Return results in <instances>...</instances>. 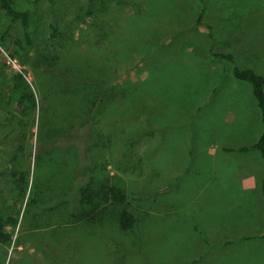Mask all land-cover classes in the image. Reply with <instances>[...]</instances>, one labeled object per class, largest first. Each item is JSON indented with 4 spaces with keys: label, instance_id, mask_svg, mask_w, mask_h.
Instances as JSON below:
<instances>
[{
    "label": "rangeland",
    "instance_id": "rangeland-1",
    "mask_svg": "<svg viewBox=\"0 0 264 264\" xmlns=\"http://www.w3.org/2000/svg\"><path fill=\"white\" fill-rule=\"evenodd\" d=\"M13 7L29 11L31 43H24L20 23H11L0 10V189L5 191L7 185L5 166L12 164L7 152L11 147L4 141L14 138L4 132L14 125L23 134L15 143L22 147L18 155L28 173V191L17 200L18 223L11 245L0 248V264H76L80 258L84 264H115L124 252L127 264H264L263 241L218 237L208 230L254 211L246 201L252 193L215 184L217 159L224 155L213 146H248L262 132L257 105L258 113H250L249 102L255 100L249 86L232 79V65L209 53H229L237 67L261 59L264 0H14ZM82 14L86 17L80 18ZM50 22L61 34L57 45L47 38ZM191 59L195 69L182 68ZM64 62L63 69L79 87L81 80L127 85L136 103L141 93L153 90L144 85L145 78L155 76L160 85L163 82L159 91L171 94L170 102L149 111L144 123L139 115L101 120L83 165L72 148L38 155L36 141L54 131L49 122L47 128L38 122L47 102L43 93L53 87L46 67ZM10 72L23 75L35 101L21 118L6 98ZM213 81L217 92L208 93ZM234 99L243 104V111L230 119L226 108ZM53 109L49 105L45 112L50 115ZM8 115L15 119L4 125ZM219 132L229 143L211 139ZM241 162L237 167L248 170ZM77 166L81 171L75 202L85 212L80 219L66 201ZM233 168L230 172L237 175ZM111 187L123 203L99 200L90 213L88 203ZM124 204L144 228L130 233L118 229L116 217ZM221 217H226L224 222ZM110 243L120 249L110 252ZM77 247L87 249L80 254Z\"/></svg>",
    "mask_w": 264,
    "mask_h": 264
},
{
    "label": "trees",
    "instance_id": "trees-1",
    "mask_svg": "<svg viewBox=\"0 0 264 264\" xmlns=\"http://www.w3.org/2000/svg\"><path fill=\"white\" fill-rule=\"evenodd\" d=\"M13 1L14 0H0V10L3 15L8 17L11 23H20L24 43L30 44L31 40L28 34L30 24L29 11H16L13 7ZM86 15L82 14L79 16L80 18H85ZM197 22H199V20ZM5 35H7V32H5ZM47 38L55 45H57L61 39L58 28L52 22L47 25ZM3 39L4 37H2V41ZM12 41L14 45L22 49V43L19 40L13 38ZM209 56L232 65L230 70L232 79L245 83L250 87L251 95L259 110L262 132L257 142L249 147V149L258 151L264 160V79L257 75L252 69H239L234 65L233 56L229 53H216L210 51ZM65 64V62L63 64H57L56 68L46 67V71L52 75L51 82L53 87L49 93H43V96L47 98V102L46 105H43L40 109L38 122L40 127L42 125L44 128H47L49 122V129H51V126H54V131L50 135H47L45 140L36 141L34 147L35 153L38 155L42 152H52L54 149L61 150L63 148H72L78 155L79 163L83 165L87 155L88 144L92 141L91 134L94 132V129L98 128L100 123H102L101 120L107 119L113 121L139 115L144 123L147 122L146 117L149 115V111L166 108L168 101L170 102L171 94L168 92L161 93L159 91L160 88H162L163 82L160 85L159 80L155 78V76L153 78L152 75H148V77L145 78L144 85L148 89L154 86L152 88L153 90L143 93V95L141 93L142 100L140 103H136L134 99L131 98L132 89L127 85L98 86L93 80H81L80 82L83 86L79 87L77 85L78 80L74 79L71 74L69 75L68 72L63 69ZM185 64L186 66H182V68L192 71L195 69L196 61L191 59L188 64ZM177 72L181 73L184 71ZM61 79L64 80L62 81ZM5 82L9 83L8 87H10V90L6 93V98L8 103L12 106L14 114L19 118L25 116L31 108H34L35 101L23 75L18 72H10L6 76ZM154 88L158 90L156 91ZM49 105L54 107L50 115L45 112V108ZM199 108L200 106H196V112H199ZM97 116L99 119H97ZM12 119L15 118L11 115L5 116L3 124L5 125L8 122L7 120L11 121ZM10 127L11 131L7 130L4 134L12 132L14 140L7 139L4 143L11 147V150L7 152L9 155L8 160H10L12 164L11 167L5 166L7 173L5 181L7 185L3 188L11 195V198H7L4 194L5 191L0 189V248L2 249L10 246L12 243L14 229L17 226L19 216L18 209L16 208L17 200L20 199V201H22L26 191H28V173L24 162L18 155L22 147L15 143V139L22 137L23 134L20 133L18 127L14 125H10ZM76 137H78L77 140H75ZM79 139L80 141H78ZM7 152H5V154H7ZM80 171V166H77V168L72 171L70 193L66 199L73 208L76 207L74 209L69 208V210L77 219L85 216L83 207L75 202V191L78 186ZM3 180L4 178L0 175V182H3ZM261 194L264 201V178L261 182ZM110 198L113 200L118 199L121 203L124 201L121 194H118V191L111 187L88 203L91 208L90 213L99 207V203L105 202ZM97 201H99V203H97ZM98 215L101 214L98 213ZM157 219L162 218L159 217ZM92 220H94V218H92ZM116 224L118 229L124 233L135 232L136 229L139 230L140 227L142 229L145 225L138 220L135 213L129 210L125 204L117 214ZM193 228L196 230L195 225H193ZM139 237L140 235L137 237V240ZM241 239L246 241L250 238ZM261 239L264 240V234L261 236ZM140 243L141 242L137 243L138 246ZM225 244L227 245L229 243ZM109 246L110 252L120 249L117 245L114 246L112 243H110ZM39 249H42L41 246ZM143 253L144 252H141L142 256ZM73 254H76V252ZM144 257L145 255L143 258ZM118 258L120 261L116 262L115 260V264L129 263V261L126 260L127 256H125V252L124 255L121 254ZM75 260L77 261V259ZM195 262L196 261H194V263Z\"/></svg>",
    "mask_w": 264,
    "mask_h": 264
},
{
    "label": "crops",
    "instance_id": "crops-1",
    "mask_svg": "<svg viewBox=\"0 0 264 264\" xmlns=\"http://www.w3.org/2000/svg\"><path fill=\"white\" fill-rule=\"evenodd\" d=\"M238 68L252 69L257 75L261 76L264 79V56L261 59L257 60L253 65H248ZM210 84L211 81H209V85ZM220 87L222 89L224 88L222 87L221 83H220ZM215 88H216L215 82L213 81L212 87L209 86L207 92L210 93L211 90L216 91ZM263 91H264V85H263ZM248 94L250 95V97L252 96L251 91L249 92V90H248ZM205 101H206L205 99L201 100L199 106L201 103L204 104L207 102ZM249 103L251 104L250 113H252V115L254 113H258V111H256V103L252 100V98ZM202 107H200L199 110H201ZM242 111H243V104L237 102L235 99L232 100L230 105L227 106L226 108V113L229 115L227 117H229L230 119L232 117L238 116ZM202 114H204V117H206L207 113L205 112ZM213 129L217 130L216 127L212 128V130ZM258 138L259 137L255 138L254 141L248 146L237 147L236 145H231V144L224 147H222L220 144H218V146L217 145L213 146L214 152H218L224 155L223 158L220 157L217 159V161L220 163L216 165L217 167H215L216 174L218 176V179L215 184L218 187H220V189L222 190L235 187L236 189L241 190V192L246 191L248 193H252V196L248 195V197H246L247 198L246 201L252 205V206L250 205V207L254 210L253 213H248L245 216L236 215L234 219L230 218L232 222L228 226H224L223 223L220 227H217L219 229L208 228L210 232H214L218 234V237L225 236L228 238L229 237L250 238L249 240L246 241H252L253 239H256L264 242V240L261 239V236L264 234V201L261 194V182L264 178V160L262 159L258 151L249 149V147H251L257 142ZM211 139H214L217 142L226 139L224 141L226 143H229L227 141L229 140V137L228 136L221 137L220 132L219 134L217 133L213 134ZM240 159L242 160L240 167L245 165L246 168H249L248 170L242 171L241 168L237 167L238 161ZM234 166H236V168L238 169L237 175H234L232 172H230V169L233 170ZM221 219L224 222L226 217H221ZM201 230H205V228L202 227ZM232 233L233 235L231 236ZM77 248H78L77 251H79L80 254H81L80 252L81 249L84 252L87 249V247H77ZM100 253H104V251H101ZM76 264H84L83 258H80V260L77 259Z\"/></svg>",
    "mask_w": 264,
    "mask_h": 264
}]
</instances>
